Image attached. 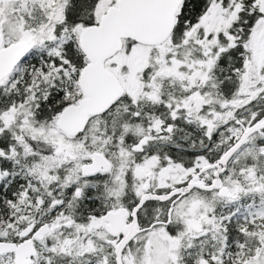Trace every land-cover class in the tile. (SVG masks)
<instances>
[{"label": "snow or ice", "instance_id": "1", "mask_svg": "<svg viewBox=\"0 0 264 264\" xmlns=\"http://www.w3.org/2000/svg\"><path fill=\"white\" fill-rule=\"evenodd\" d=\"M0 264H264V0H0Z\"/></svg>", "mask_w": 264, "mask_h": 264}]
</instances>
